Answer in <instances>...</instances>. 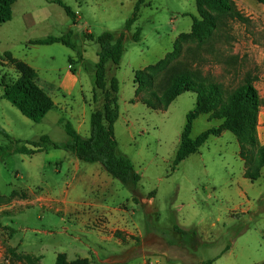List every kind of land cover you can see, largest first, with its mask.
Returning a JSON list of instances; mask_svg holds the SVG:
<instances>
[{"label":"rangeland","instance_id":"374dc122","mask_svg":"<svg viewBox=\"0 0 264 264\" xmlns=\"http://www.w3.org/2000/svg\"><path fill=\"white\" fill-rule=\"evenodd\" d=\"M55 1L15 0L12 19L0 25V128L14 140L0 134V148L15 149L43 136L59 144L71 142L63 128L66 122L83 137L90 136L91 115L103 109L104 95L97 90L94 99L100 46L85 35L109 31L118 37L126 32L138 2L61 0L77 13L74 23ZM199 1L145 0L137 23L126 32L120 65H106L107 88L112 78L119 82L118 153L131 159L141 176L139 199L135 201L100 164L82 162L65 150L0 157V264H55L59 254L68 264H184L189 259L194 264L201 259L264 264V167L257 181L246 178L240 144L231 132L211 137L197 154L173 166L197 95L184 93L166 107L169 72L189 65L221 83L228 94L252 73L264 104V5L234 0L244 21L223 20L220 30L202 45L191 36L193 17L201 18ZM201 8L216 15L206 5ZM138 28L141 41L135 42ZM69 32L74 49L32 44ZM12 59L34 68L39 85L58 103L40 123L24 117L3 97L2 79L12 83L19 78ZM162 60L166 64L152 71ZM69 69L75 70L79 82L66 94L59 84ZM143 74L148 77L137 83ZM221 124L211 114L202 115L191 137ZM248 157L254 162L255 150ZM100 169L112 185V205L124 207L129 230L116 225L101 229L105 218L70 211L84 210L96 200L95 172ZM177 228L190 233L182 235Z\"/></svg>","mask_w":264,"mask_h":264},{"label":"trees","instance_id":"16d2710c","mask_svg":"<svg viewBox=\"0 0 264 264\" xmlns=\"http://www.w3.org/2000/svg\"><path fill=\"white\" fill-rule=\"evenodd\" d=\"M264 5V0H256ZM15 0H0V25L12 19V6ZM145 0H138L134 13L126 22V32L132 30L137 23L141 7ZM65 11L66 15L77 23L79 17L73 9L65 5L61 0H56ZM206 5L216 15L203 10ZM199 11L201 18L193 17L191 36L202 45L213 38V34L220 30L223 20L232 19L244 21V16L237 9L234 0H200ZM126 32L118 37L114 32H104L98 37L86 33L87 40L95 42L100 46L98 63L95 74L94 99L96 91L104 95L103 109L95 111L91 115V134L83 137L78 133L71 123L63 125L64 131L71 138L68 143H55L49 136H43L39 142H26L24 146L12 148L11 145L0 148V157H9L14 154L36 155L49 150H65L71 152L75 157L85 163L100 164L109 176L120 181L134 196L138 198V185L141 181L140 174L136 171L131 159L118 153V142L115 137V124L120 117L119 106V82L112 78L110 87L107 88L106 65L111 62L119 66L125 53ZM142 31L137 29L133 39L141 41ZM72 32L62 37L49 36L46 39L32 42L33 45L62 44L74 49L71 41ZM19 74V78L12 83L2 79L3 97L10 102L27 119L40 123L46 115L56 106L52 97L40 87L37 82V71L27 63L12 59ZM166 60L160 61L156 66L151 67L152 71L162 68ZM173 74V75H172ZM168 73L167 85L163 99L166 107H169L179 96L184 93H195L197 95L196 105L193 111L187 115L181 142L173 163L174 169L191 155L197 154L211 137H219L224 132H231L240 144V157L244 161L246 170L245 176L251 181L260 178L261 170L264 167V145L258 141V126L260 110L263 106L262 97L255 87L257 77L252 73L245 74L241 84L231 93H226L221 83L213 81L210 77L204 76L186 65L180 72ZM146 74L138 77L137 83L144 81ZM155 96V93H153ZM211 114L212 119L222 121L217 128L203 132L199 137H191L194 122L202 115ZM2 134L9 142H13L11 136L0 128ZM255 150L256 160L249 161L248 155ZM0 224V228H2ZM15 230L11 228V232ZM176 231L182 235H188L189 231L177 228ZM196 235V234H194ZM27 261H32L31 256H26ZM214 260H207L197 264H213ZM55 264H68L64 254H59ZM74 264H108L95 260H83Z\"/></svg>","mask_w":264,"mask_h":264},{"label":"crops","instance_id":"0c3cea01","mask_svg":"<svg viewBox=\"0 0 264 264\" xmlns=\"http://www.w3.org/2000/svg\"><path fill=\"white\" fill-rule=\"evenodd\" d=\"M78 82H79V78L77 77L75 70L69 69L66 72L64 79L61 80V83L59 84V89L66 94H71L74 91ZM40 87L43 88L41 85H40ZM263 95H264V93H263ZM263 99H264V97H263ZM57 104L58 103L55 102V106H57ZM83 125H84L83 123L79 124L80 130L83 129V127H84ZM258 141H259L260 145H264V104L260 110V115H259ZM95 173L99 177V180L97 181V184H96L97 186L95 189V191L97 193L96 200L89 203L88 207L85 208L84 210L71 208L70 211H72L74 215H81L82 213H84V214H87L88 216H90V215H93L94 213H96L99 218L100 217L105 218L106 222L103 225L101 224V229H105L107 227L109 228L112 225H116V226H120V227H124L125 229H128L129 226L125 222L124 218L122 217V212H123L124 207L122 205L116 207V206L112 205V203H111V199L113 196L112 185L109 183V181L106 178L102 177L104 174L103 169L97 170ZM105 234H106L105 239L110 240L111 238L108 237L107 233H105ZM227 250H228V248H227ZM230 252L231 251H229V253ZM188 253H189V256L194 255V253L191 250L188 251ZM204 261H205L204 259L198 260L196 262V264L200 263V262H204ZM103 263H107V262H103ZM191 263H193V262H192V260L189 259V262L184 263V264H191ZM214 263H215V260H214ZM108 264H110V263H108Z\"/></svg>","mask_w":264,"mask_h":264}]
</instances>
